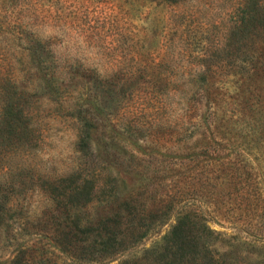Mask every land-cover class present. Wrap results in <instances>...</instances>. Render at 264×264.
<instances>
[{
  "label": "rangeland",
  "instance_id": "374dc122",
  "mask_svg": "<svg viewBox=\"0 0 264 264\" xmlns=\"http://www.w3.org/2000/svg\"><path fill=\"white\" fill-rule=\"evenodd\" d=\"M239 2L183 0L165 5L155 12L161 22L152 33L154 28L137 16L132 0H0V84L16 80L14 115L21 113L18 130H11L10 124L0 129V139L9 143L0 155V192L7 201L0 220V264H120L127 259L137 260L130 264H153L143 258L145 251L172 230L181 205L190 201L207 225L224 235L226 241L209 246L214 259L228 251L223 264H264V149L252 144L246 151L239 148L238 155L249 173L228 187L218 185L220 179L201 185L208 175L203 173L197 190L191 189L196 198H184L165 216L145 217L144 232L117 245L112 254H103L99 232L84 240L69 221L56 226L57 232L40 228L64 209L60 200L71 205L68 216L82 224L97 222L102 188L113 177L122 192L142 188L146 175L155 176L157 194L172 191L174 182L182 179L178 169L185 168L173 166L170 156L184 144L204 143L202 130L186 138L177 128L188 90L183 73L203 69L197 55L208 48L211 56L205 65L220 71L217 81L228 87L225 72L233 45L225 47L227 27L230 11ZM147 37L153 56H167L171 72L166 80L125 75L139 55L148 58ZM29 48L42 55L41 66L32 61ZM93 70L118 76L95 87L84 77ZM166 82L177 89L175 94L163 87L168 88ZM84 121L91 123L92 154L79 147ZM110 143L116 144L111 145L112 154H137L131 163H137L132 165L144 176L127 170L114 155L107 158ZM250 199L255 203L243 207ZM246 213L255 216L247 218ZM75 237L78 247H86L78 248L81 259L71 250Z\"/></svg>",
  "mask_w": 264,
  "mask_h": 264
},
{
  "label": "trees",
  "instance_id": "16d2710c",
  "mask_svg": "<svg viewBox=\"0 0 264 264\" xmlns=\"http://www.w3.org/2000/svg\"><path fill=\"white\" fill-rule=\"evenodd\" d=\"M181 1L183 0H132V3H135L137 16L150 24V27L154 28L152 33H155L159 29V25L154 27L155 24L161 22L155 12L165 5L172 6ZM229 15L231 23L229 28L227 27L226 36L229 43L226 42L225 47L228 45L232 48L233 45L230 50L232 59H229L230 69L224 65L228 72L223 71L229 76L228 87L225 88L217 81V77L221 75L220 71L213 69L212 64L205 65L206 58L211 56L208 48L201 55H197L198 62H202L204 68L188 69L183 73L187 78L184 84L187 85L188 90L187 96H183L185 99L182 101L180 123L177 128L184 131L186 138L202 130L204 143H201V147L197 145L190 147L184 144L174 151L173 156H170L173 166L185 168V171L178 169L180 171L178 178L182 177V179L174 182L172 191L157 194L154 189L159 185L153 182L155 176L146 175L144 184L140 185L142 188L122 192L113 177L102 188L103 204L97 222L90 221L88 225L82 224L78 218L68 216V208L71 205L60 200L58 203L64 206V209L51 214L45 220V224L40 227L42 230L55 228L54 231L57 232L56 226H61L62 221L65 224L69 221L70 226L75 227L74 234L81 236L84 240L94 231L99 232L103 254H112L118 249H116L117 245L128 243L129 240L137 238L141 232H144L145 217L152 214L165 216L170 208L178 204L180 206L184 198L185 200L196 198L191 189L193 186L195 188L193 191L197 190L195 186L203 173L208 172V175L201 185L207 186L211 179H220L218 185L224 187L232 185L243 173H249L245 162L238 157V155L242 156L239 148L246 151V148L252 144L258 148V151L264 149V0H240L231 9ZM147 39L144 46L147 50L145 55L148 58L144 59L142 55H139L137 65L124 74L130 78L145 77L149 82L152 78L166 80L171 72L168 71L167 56L160 58L153 56L154 51L148 47L150 37ZM29 55L37 66H41L44 62L42 55L39 51L37 53L36 49L29 48ZM116 76H118L117 72L101 75L94 70L84 75L95 87H101ZM7 83L9 86L4 85ZM7 83L0 84V129L4 127L3 131H5L10 124L11 130H18L21 113L14 115L16 109L14 94L18 91L16 80L12 78ZM165 85H168V88L163 86L167 91L175 94L177 89L170 88L168 82ZM203 107L204 113L200 111ZM90 125L91 123L84 121L85 129L79 136V147L84 154L94 153ZM0 138H2L1 132ZM7 144H9L7 141L0 139V155H3V149L7 148ZM112 144L116 145L115 143L106 144V157L114 155L118 158L120 165L130 168L127 170L144 176V172L135 166L137 163H131V159L137 158L138 155L126 157L118 153L112 154ZM97 155L100 157V154ZM107 167H110L109 163ZM250 200L251 202L245 203L243 207L252 206L251 204L255 203L254 199ZM190 202L184 206L181 205L177 213V222L172 230L153 248L147 249L143 258L152 259L153 264H209L205 262L208 259L213 261V264L216 260L218 264L227 262L228 251H222L218 259H214L212 250L209 248L214 242L226 241L224 235L210 228L206 223L205 215L197 211ZM6 205L7 201L1 197L0 192V220L3 219ZM238 205L242 207L241 202ZM245 216L250 218L253 214L246 213ZM258 228L261 229V227ZM74 242H76L75 249L71 248L73 256L81 259L82 256L78 255V250L86 247L77 246V237ZM242 244L239 243L240 246ZM229 246L237 247V243H230ZM233 251L230 250V252ZM136 261L127 259L120 264L136 263Z\"/></svg>",
  "mask_w": 264,
  "mask_h": 264
}]
</instances>
